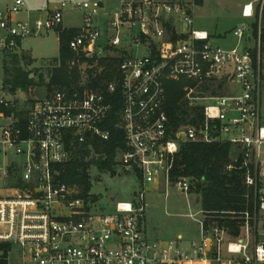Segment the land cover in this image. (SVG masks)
<instances>
[{"label": "built area", "instance_id": "1", "mask_svg": "<svg viewBox=\"0 0 264 264\" xmlns=\"http://www.w3.org/2000/svg\"><path fill=\"white\" fill-rule=\"evenodd\" d=\"M115 1L111 9L105 0L63 3L20 23L26 0H0L1 52L14 53L26 38L64 30L63 10L72 9L83 13L69 43L74 57L102 55L106 48L119 57L127 53L111 82L82 95L56 88L23 116V105L10 100L0 85V264H10L14 251L21 264H264V0H256V7L245 5L242 13L258 23V35L239 26L234 35L247 39L248 46L231 49L195 30L197 0ZM168 83L183 85L190 105L202 107V119L173 128L166 108ZM229 85L237 89L219 94ZM209 86L217 94L202 91ZM116 96L121 109L115 127L125 135L120 171L138 175L142 189L107 213L98 201L81 196L77 186L60 180L59 167L70 160L73 141L110 140V99ZM216 142L245 152L246 185L255 190L257 202L243 233L254 236L253 244L242 240L243 234L232 238L207 226L203 217L201 238L187 245L182 239L149 238L146 185L164 186L166 194L174 186L189 196V178L172 180L181 146Z\"/></svg>", "mask_w": 264, "mask_h": 264}, {"label": "trees", "instance_id": "2", "mask_svg": "<svg viewBox=\"0 0 264 264\" xmlns=\"http://www.w3.org/2000/svg\"><path fill=\"white\" fill-rule=\"evenodd\" d=\"M198 2L200 4L203 0ZM253 32L256 37L257 22L253 24ZM58 34L59 57L37 69L40 72L45 69L49 81L46 83L43 74H40V81L36 83L34 78L29 77L30 73L17 67L16 56L14 74L7 73L5 87L9 93L14 94L18 91L28 93L35 88H46L50 93L54 88L63 87L70 94L82 95L85 89L89 90L111 82L118 73L123 57L127 55L121 52L123 57L112 56L111 52L118 51L106 48L102 55L74 57L69 49V43L75 37L76 30L60 29ZM261 39L264 49V17ZM211 89L212 94H217L218 89L211 86L204 87L202 91ZM185 95L182 84L168 83L166 108L173 128L182 124H193L203 118L202 107L191 106ZM110 101L113 104L107 124L111 130L110 140L90 139L85 144L73 141L70 143V160L59 167V179L77 186L81 190V196L88 200L91 198L93 202L99 200L92 194L93 171L97 169L101 173L115 176L117 170H121L118 160L121 150L125 148V135L115 127L121 101L119 96L111 98ZM33 103L35 102L31 101L30 104ZM28 108L24 107L22 116ZM244 156L242 148L233 147L228 143H184L176 157L172 172L173 181L182 177L193 182L191 194L193 193L196 203L200 206L206 225L225 230L232 238H239L243 234L247 214L253 218L256 212L255 190L246 185V169L242 168Z\"/></svg>", "mask_w": 264, "mask_h": 264}, {"label": "rangeland", "instance_id": "3", "mask_svg": "<svg viewBox=\"0 0 264 264\" xmlns=\"http://www.w3.org/2000/svg\"><path fill=\"white\" fill-rule=\"evenodd\" d=\"M27 5L40 11H53L61 8L63 3L78 4L86 0H26ZM256 0H203L198 4L196 11L194 28L197 31H205L209 36L213 37V43L226 49L236 47L238 44L248 46L247 39L239 40L234 35V31L239 26H244L246 34L253 32V19L246 20L242 18L241 12L245 4ZM115 0H105L107 9L115 6ZM256 7V2L254 3ZM256 9V8H255ZM46 13V12H45ZM44 14L34 12L32 20L42 17ZM64 22L63 27L76 30L83 23V13L77 10H63ZM181 30L187 31V26L181 24ZM16 52L0 51V85L6 86L8 74H14V58L17 56L18 64L21 70L30 73L29 77L34 78L36 83L40 80V74H43L46 83L49 81L46 70L43 72L37 69L43 68L47 63L57 59L60 55V40L58 32L32 36L22 40ZM263 45V44H262ZM250 47H254V44ZM144 51L141 49L138 55L142 56ZM116 56L115 53H111ZM36 71V72H35ZM262 76L264 79V49L262 46ZM35 72V74H34ZM8 73V74H7ZM228 90H236L235 85L227 86ZM55 88L50 91L46 88L31 89L26 91H18L14 94L8 93L9 99L20 102L23 107H31V101H38L52 94ZM8 91V90H7ZM211 91V90H210ZM209 91V92H210ZM219 94H226L221 91ZM209 104H215L210 102ZM262 122L264 124V89L262 94ZM142 189L141 178L132 172H123L117 170L115 176L109 173H101L97 169L93 171V189L92 194L98 197V207L107 213L115 210L118 202L131 201L136 198L137 192ZM149 192L147 195L148 208L146 211L147 221L145 229L149 238L157 241H176L179 236L184 239V245L201 238L200 206L196 203L193 193L186 196L174 186H170L168 193H165L166 187H154L146 185ZM195 215V218L191 217ZM261 227V224H260ZM263 229V227H261ZM242 240H250L253 244L254 236L249 233H243ZM233 240V239H231ZM230 240V241H231ZM236 241V240H233ZM10 264H21L19 253L14 251Z\"/></svg>", "mask_w": 264, "mask_h": 264}, {"label": "crops", "instance_id": "4", "mask_svg": "<svg viewBox=\"0 0 264 264\" xmlns=\"http://www.w3.org/2000/svg\"><path fill=\"white\" fill-rule=\"evenodd\" d=\"M250 3H255V2H250ZM250 3H247V4H245V5H248V4H250ZM26 5H27V1H26ZM34 12H36V13H41V14H44L43 16H45L46 15V13L47 12H50V11H40V9H36V11L34 10V9H32V7H29L28 5H27V8H26V10H25V12L21 15V16H19V18H18V21L20 22V23H22V22H25V21H33L32 20V14L34 13ZM42 16V17H43ZM241 16H242V18H244L243 17V14H242V12H241ZM39 18H41V17H39ZM38 18V19H39ZM244 19H246V20H250V19H247V18H244ZM254 20V19H253ZM64 29H69V28H64ZM250 34H251V32H250ZM21 44V43H20ZM225 92H226V94H228V93H231L232 92V90H225ZM182 239V242H184V239H183V237L182 236H179L176 240H181ZM183 245H184V243H183Z\"/></svg>", "mask_w": 264, "mask_h": 264}]
</instances>
